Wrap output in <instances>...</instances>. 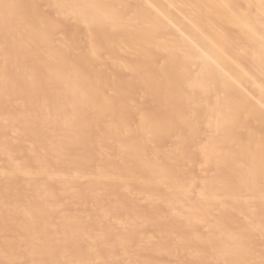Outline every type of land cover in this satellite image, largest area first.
<instances>
[{
	"label": "bare ground",
	"instance_id": "1",
	"mask_svg": "<svg viewBox=\"0 0 264 264\" xmlns=\"http://www.w3.org/2000/svg\"><path fill=\"white\" fill-rule=\"evenodd\" d=\"M0 264H264V0H0Z\"/></svg>",
	"mask_w": 264,
	"mask_h": 264
}]
</instances>
